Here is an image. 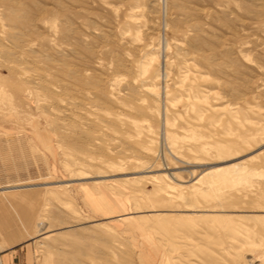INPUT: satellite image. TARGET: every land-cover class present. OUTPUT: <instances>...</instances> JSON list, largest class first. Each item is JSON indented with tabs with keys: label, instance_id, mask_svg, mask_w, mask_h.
Segmentation results:
<instances>
[{
	"label": "rangeland",
	"instance_id": "rangeland-1",
	"mask_svg": "<svg viewBox=\"0 0 264 264\" xmlns=\"http://www.w3.org/2000/svg\"><path fill=\"white\" fill-rule=\"evenodd\" d=\"M260 1L0 0V187L97 179L38 188L19 258L264 264Z\"/></svg>",
	"mask_w": 264,
	"mask_h": 264
},
{
	"label": "crops",
	"instance_id": "crops-1",
	"mask_svg": "<svg viewBox=\"0 0 264 264\" xmlns=\"http://www.w3.org/2000/svg\"><path fill=\"white\" fill-rule=\"evenodd\" d=\"M84 198L87 206L94 213L108 212L109 208L107 211L97 210L90 200L85 196ZM41 201L42 190L38 188L19 190V192L0 191V264H34L31 253H27L25 259L19 258L18 255L24 250L31 251L27 240L32 239ZM23 244H26L25 247H22ZM41 264H53V262L49 258H44Z\"/></svg>",
	"mask_w": 264,
	"mask_h": 264
},
{
	"label": "bare ground",
	"instance_id": "bare-ground-1",
	"mask_svg": "<svg viewBox=\"0 0 264 264\" xmlns=\"http://www.w3.org/2000/svg\"><path fill=\"white\" fill-rule=\"evenodd\" d=\"M257 1V0H256ZM259 1V0H258ZM264 3V1H260V3H258L259 5H261V7L263 6L262 4ZM258 4H256V5H258ZM258 8H259V6H258ZM14 34V33H13ZM16 36V35H15ZM1 47V46H0ZM10 49V48H9ZM13 50V49H12ZM14 51V50H13ZM0 54H2V55H5V56H11L10 55V51L7 49V48H1V50H0ZM186 65V64H185ZM25 69V68H24ZM26 71V70H25ZM30 71V70H29ZM23 72V71H22ZM35 73V72H34ZM149 73V72H148ZM33 74V73H32ZM24 75V74H23ZM125 75V74H124ZM123 76V75H122ZM36 77V76H35ZM33 78V77H32ZM32 78H30V80L28 79V80H26V81H28V83H31L32 85H34V86H36L37 85V83L38 82H36V81H38V80H36V81H34V79H32ZM122 80V79H121ZM122 82V81H121ZM96 83V82H95ZM94 83V84H95ZM99 83V82H98ZM88 84V83H87ZM143 85V84H142ZM88 87H90L89 85H87ZM79 87V86H78ZM88 87H86V86H84V90L85 91H87L86 93H91V91H94L93 90V87H91V88H88ZM100 87V86H99ZM127 87V86H126ZM48 88V87H47ZM77 89H79V88H77ZM83 89V88H82ZM96 90H98V87H96L95 88ZM51 90V89H50ZM136 90V89H135ZM82 91V90H81ZM53 93H55V95L57 94L58 95V93H57V91H52ZM84 94V93H83ZM126 94V93H125ZM152 94V93H151ZM58 97V96H57ZM119 97V96H118ZM60 98V97H59ZM128 98V97H127ZM142 98V97H141ZM83 100V99H82ZM118 100V99H117ZM122 100V99H121ZM128 100H130V99H128ZM74 101V100H73ZM84 102H86V104L87 105H91L92 106V108H99L100 107V105H102V103H100V105L97 103V101H95V100H89V99H86V101H84ZM119 102V101H118ZM122 102H124V101H122ZM69 103V102H68ZM124 103H126V102H124ZM124 103H122V104H124ZM81 104V103H80ZM121 104V103H120ZM103 105H104V103H103ZM83 106V105H82ZM102 108V107H101ZM86 109V108H85ZM166 109V108H165ZM81 110H83V109H81ZM95 110V109H94ZM103 110H105V109H103ZM108 110V109H107ZM82 113H83V111H81ZM95 113V112H94ZM84 114V113H83ZM105 114V113H104ZM70 116V115H69ZM78 118V117H77ZM102 120V119H101ZM118 127V126H117ZM82 130V129H81ZM80 133V136H84V137H86L87 138V136H88V134H87V132L86 131H81V132H79ZM215 133V132H214ZM88 139V138H87ZM117 143V142H116ZM115 144V143H114ZM117 144H119V143H117ZM229 145H231V144H229ZM91 147V146H90ZM120 147V146H119ZM201 147V146H200ZM4 148V147H3ZM144 150H145V148H143ZM223 149V148H222ZM233 149V148H232ZM232 149L231 148H224V150H223V152H222V154H224V155H226V154H228V153H230V151H232ZM59 150H61L63 153H64V155H63V164L62 165H64L66 168H73L75 165H76V163H75V160H74V158L72 157L73 155L71 154V152H73V150L72 149H66L65 147H63L61 144L59 145ZM149 150V149H148ZM148 150H147V154H148ZM236 160H238V159H236ZM235 161V160H234ZM227 164H229V162H224V163H222L221 165H224V166H226ZM74 171V170H73ZM78 172V171H77ZM211 172H217V170H215V171H211ZM211 172H209V173H211ZM206 174H208V173H206ZM133 175V174H132ZM136 175H140V173L139 174H136ZM128 175H119V178L121 177V178H126ZM207 176V175H206ZM9 177H10V179H9V184H7V185H5V186H2V187H0V191H4V192H6V191H11V190H15V191H18L19 192V190H27V189H33V188H39V187H47V186H50V185H56V184H59V185H63V186H66V184H69V183H72V182H81V181H86V180H92V181H97V179H92L88 174H85V173H81L80 174V177L79 178H76V179H70L69 181H67V182H62V183H56V184H48V185H45V184H42V185H34V184H32V181L31 180H29L28 179V177H26V175L25 174H15V173H13V174H9ZM106 177H99L98 178V180H103V179H105ZM107 180V179H106ZM123 180V179H122ZM214 185V184H213ZM213 187V186H212ZM196 191H197V189H196ZM203 194V193H202ZM198 196V195H197ZM204 196V195H203ZM200 197V196H199ZM105 201H106V198H103V202L105 203ZM205 208H208V207H205ZM215 209V208H214ZM209 213V212H208ZM215 213V212H214ZM211 219V218H210Z\"/></svg>",
	"mask_w": 264,
	"mask_h": 264
}]
</instances>
